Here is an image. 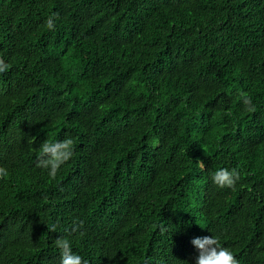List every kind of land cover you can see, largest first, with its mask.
Segmentation results:
<instances>
[{"label": "trees", "instance_id": "obj_1", "mask_svg": "<svg viewBox=\"0 0 264 264\" xmlns=\"http://www.w3.org/2000/svg\"><path fill=\"white\" fill-rule=\"evenodd\" d=\"M0 58V264H58L60 236L88 264H195L212 235L264 264V0H0ZM66 133L53 179L35 149Z\"/></svg>", "mask_w": 264, "mask_h": 264}, {"label": "clouds", "instance_id": "obj_2", "mask_svg": "<svg viewBox=\"0 0 264 264\" xmlns=\"http://www.w3.org/2000/svg\"><path fill=\"white\" fill-rule=\"evenodd\" d=\"M55 19V14L48 18L44 28L48 31H55ZM10 67L9 63L0 58V74L9 71ZM240 101L244 111H254L252 99L247 93H241ZM35 151L36 167L46 170L47 175L54 179L58 170L73 158L75 141L66 133L63 140L46 139ZM8 176L7 170L0 169V180H6ZM239 178L240 175L236 169L218 168L211 173V181L219 189H234ZM51 230L54 231V226ZM54 243L59 252L58 264H88L87 260L73 251V242L68 237L60 236L55 239ZM191 243L198 253L195 257V264H238L233 251L223 247L219 237L215 235L196 237L191 240Z\"/></svg>", "mask_w": 264, "mask_h": 264}]
</instances>
